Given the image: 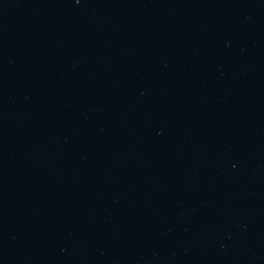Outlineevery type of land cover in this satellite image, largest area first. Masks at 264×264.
<instances>
[{
	"label": "water",
	"instance_id": "95a60500",
	"mask_svg": "<svg viewBox=\"0 0 264 264\" xmlns=\"http://www.w3.org/2000/svg\"><path fill=\"white\" fill-rule=\"evenodd\" d=\"M110 264H264V86L180 153Z\"/></svg>",
	"mask_w": 264,
	"mask_h": 264
}]
</instances>
